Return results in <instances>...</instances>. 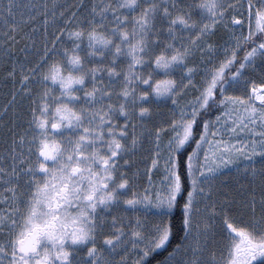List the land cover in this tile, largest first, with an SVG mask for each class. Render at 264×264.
Returning a JSON list of instances; mask_svg holds the SVG:
<instances>
[{"label": "snow or ice", "instance_id": "6c2138e0", "mask_svg": "<svg viewBox=\"0 0 264 264\" xmlns=\"http://www.w3.org/2000/svg\"><path fill=\"white\" fill-rule=\"evenodd\" d=\"M0 80V264H264V0H0Z\"/></svg>", "mask_w": 264, "mask_h": 264}, {"label": "trees", "instance_id": "16d2710c", "mask_svg": "<svg viewBox=\"0 0 264 264\" xmlns=\"http://www.w3.org/2000/svg\"><path fill=\"white\" fill-rule=\"evenodd\" d=\"M12 89H13V85H12L11 81L5 82V81L0 80V106H2L3 104H5L8 101V99L10 98V93H11ZM226 174H228V173H226ZM177 215H178V213H177ZM174 223L178 226V220H174ZM166 256H167V252H164L161 250L160 255H158L156 257V260L163 261ZM153 264H156V261H153Z\"/></svg>", "mask_w": 264, "mask_h": 264}, {"label": "rangeland", "instance_id": "374dc122", "mask_svg": "<svg viewBox=\"0 0 264 264\" xmlns=\"http://www.w3.org/2000/svg\"><path fill=\"white\" fill-rule=\"evenodd\" d=\"M156 177H154V179H155Z\"/></svg>", "mask_w": 264, "mask_h": 264}]
</instances>
